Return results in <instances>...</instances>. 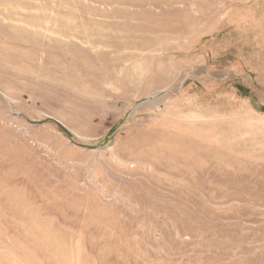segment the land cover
<instances>
[{"label": "rangeland", "instance_id": "1", "mask_svg": "<svg viewBox=\"0 0 264 264\" xmlns=\"http://www.w3.org/2000/svg\"><path fill=\"white\" fill-rule=\"evenodd\" d=\"M0 264H264V0H0Z\"/></svg>", "mask_w": 264, "mask_h": 264}]
</instances>
